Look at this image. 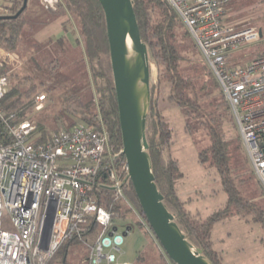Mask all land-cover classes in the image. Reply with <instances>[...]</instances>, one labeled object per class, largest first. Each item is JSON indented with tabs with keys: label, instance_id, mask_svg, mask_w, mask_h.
<instances>
[{
	"label": "built area",
	"instance_id": "built-area-1",
	"mask_svg": "<svg viewBox=\"0 0 264 264\" xmlns=\"http://www.w3.org/2000/svg\"><path fill=\"white\" fill-rule=\"evenodd\" d=\"M39 2L55 9L58 0ZM166 2L216 79L250 168L264 190V54L243 65L228 62L241 41L262 39L263 29L260 35L257 28L235 31L223 26L229 0ZM18 64L15 51L0 49V264H47L62 241L73 239L85 247L86 264H131L122 259L121 248L130 217L105 209L97 198V192L109 190L113 201L132 212L133 222L152 233L126 196L127 165L116 162L122 148L108 149L98 115L93 123H77L35 142L33 121L17 120L15 112L6 113L1 106L9 70ZM45 97L36 95V109ZM91 222L98 226L94 234Z\"/></svg>",
	"mask_w": 264,
	"mask_h": 264
},
{
	"label": "trees",
	"instance_id": "trees-1",
	"mask_svg": "<svg viewBox=\"0 0 264 264\" xmlns=\"http://www.w3.org/2000/svg\"><path fill=\"white\" fill-rule=\"evenodd\" d=\"M8 1L9 4H2L3 8L7 10L5 16L15 14L21 7L23 0ZM131 1L141 40L147 47L150 62H153L157 68L158 87L160 88L164 84L168 88L167 95L163 96L162 99L179 108L188 117L195 119L193 126L186 124L185 131L191 133L193 130L200 128L204 131L208 142L198 153L197 162L209 174L212 173L216 176L220 190L227 194V201L221 208L203 217L198 212H192L189 208L191 197L183 199L178 196L177 186L182 176V171L175 157L170 154H167L166 157L164 156V150L168 149L173 143L171 129L162 118L157 105L153 106L151 100L150 110L146 119L145 134L155 183L163 195V202L174 215L175 221L187 239L195 247L200 248L212 264H223L219 253L212 248L210 237L213 224L229 215L240 214L243 217L250 216L245 221L252 220L259 223L264 230V210L252 202L250 198L242 197L237 189L239 183L244 182V179L241 178V173L238 172L241 168L234 164V158L241 153L243 148L239 135L236 133L237 135L228 136L226 125L230 124L234 128L236 127L229 115L228 106L222 91L211 71L202 60L187 30L166 0ZM25 10L26 7L16 18L0 17V45L6 50L14 51L16 49L17 43L21 38V30L27 21L23 17ZM47 10L53 11L55 14H66V12H69L76 17L79 23V34L76 41L81 42L83 45L84 54L90 67L92 86L94 92L97 93L96 95L93 94L90 99H83L76 93L65 94L62 101L67 106L63 108V111L73 116L75 121L73 120L69 127L64 129H68L77 123H93L95 116L98 115L101 120V126L107 133L108 149L113 151L120 150L122 148L121 136L109 62L105 19L98 0H58L55 9ZM179 37L183 40L182 42L179 41ZM63 40V37L56 39L57 42H62ZM183 43L185 45H182ZM188 47H193L197 50L202 66L185 68L182 65V62L186 59L182 51L188 49ZM263 54L264 50L253 58ZM104 57L107 62H104ZM228 62L244 64V61L241 62L232 55L229 56ZM204 76L207 79H204ZM29 80L30 77L25 76L19 83ZM9 84L10 79L4 97L1 100L3 110L6 113L15 112L17 120L24 118L31 120L28 117V111L32 104L30 96L35 92L36 84L30 82L23 91L17 85ZM153 87L152 85L150 86L151 98ZM37 125L35 142L45 140L52 132L62 129L58 128L49 131L41 123H37ZM118 161L122 163L125 161L123 155L119 156L116 162ZM125 192L130 202L142 214L130 182L126 184ZM97 198L98 204L105 209L120 213L125 212L118 202L113 201L109 190L104 189L97 192ZM127 223L139 224L130 221H127ZM97 227L96 224L91 222L92 234L97 231ZM145 233L159 248L160 262L162 264H174L159 246L153 232L150 234ZM91 237L88 236V238ZM77 243L81 244L77 239L62 241L52 258L59 256L62 263L66 264L68 245Z\"/></svg>",
	"mask_w": 264,
	"mask_h": 264
},
{
	"label": "rangeland",
	"instance_id": "rangeland-1",
	"mask_svg": "<svg viewBox=\"0 0 264 264\" xmlns=\"http://www.w3.org/2000/svg\"><path fill=\"white\" fill-rule=\"evenodd\" d=\"M2 4H9V1L0 0V17L7 14ZM23 17L27 21L14 50L19 56V64L9 70L10 84L17 85L22 91L30 82L36 84L35 92L30 96L32 104L28 111V117L35 125L41 123L49 131L67 128L75 119L63 111V108L67 106L62 101L65 94L76 93L83 99H90L93 94H97L92 86L90 67L83 45L76 41L79 23L69 12L55 14L47 10L39 0H27ZM55 19H60L64 23L67 29L65 32L71 34L73 41L69 43L64 39L62 42H57L56 38L49 39L38 34L47 23ZM222 25L235 31L247 28H260L264 31V0H229L222 17ZM178 39L183 41L181 37ZM0 49L5 48L0 45ZM263 50L264 37L258 41H241L238 48L230 54L245 63L247 59H252ZM182 54L186 58L182 62L185 68L202 66L195 48L188 47L182 51ZM103 59L107 62L105 57ZM150 73V86H154L151 98L153 106L157 105L162 118L171 129L173 143L169 150H164V156L166 157L169 153L178 159L179 168L182 171V183L188 188L200 189L197 193L195 190V194L192 195V205L198 209L201 216H207L221 208L227 201V194L220 190L216 176L209 174L197 162L198 153L208 142L207 137L201 128L191 133L185 131L186 124L193 126L195 119L188 117L179 108L162 99L167 95L168 88L164 84L160 86L161 89L158 87L157 68L153 62H150ZM25 76H29L30 80L19 83ZM203 78L207 79L206 76ZM41 93H44L46 97L42 107L36 109L35 97ZM226 128H228V136L237 135V129L233 125L228 124ZM234 164L241 168L238 172L244 179V182H240L237 186L239 194L244 198H250L264 210V190L252 172L243 148L234 158ZM129 213L132 212L126 211L121 215L130 217L127 221L133 222L135 218ZM246 218L250 216L232 214L213 224L210 237L212 248L220 253L223 264H264V230L259 223L252 220L245 221ZM123 221L118 222L120 230H122ZM129 225L131 228L121 246L122 259L131 264H162L159 259V248L144 229L136 223H129ZM6 227H9L8 223ZM67 248L66 264H86L85 247L77 243L70 244ZM48 264L63 263L58 256L52 258Z\"/></svg>",
	"mask_w": 264,
	"mask_h": 264
},
{
	"label": "water",
	"instance_id": "water-1",
	"mask_svg": "<svg viewBox=\"0 0 264 264\" xmlns=\"http://www.w3.org/2000/svg\"><path fill=\"white\" fill-rule=\"evenodd\" d=\"M105 19L109 60L116 97L122 155L129 181L145 220L159 246L174 264H212L186 237L174 215L163 202L152 172L145 128L150 110V60L141 40L131 0H98ZM27 6V0L13 15L16 18ZM261 35V29L259 28ZM130 40L133 59L127 56ZM51 221L47 232L51 229ZM131 226L126 227V231ZM115 229V228H113ZM126 231L123 235H126Z\"/></svg>",
	"mask_w": 264,
	"mask_h": 264
},
{
	"label": "crops",
	"instance_id": "crops-1",
	"mask_svg": "<svg viewBox=\"0 0 264 264\" xmlns=\"http://www.w3.org/2000/svg\"><path fill=\"white\" fill-rule=\"evenodd\" d=\"M69 20V18L67 19ZM66 27H64V23H62V21L60 19H55L53 20L51 23H47L43 29H41L39 31V35H42L44 37H48L49 39L52 38H59V37H63L65 40H67L69 43L71 41H73V37L71 36V34L69 33H66ZM68 32V31H67ZM77 38H78V35H77ZM169 150V149H168ZM169 154V153H168ZM171 155V154H170ZM172 156V155H171ZM174 157V156H173ZM176 158V157H175ZM177 159V158H176ZM178 160V159H177ZM179 163V161H178ZM177 190H178V196L185 199V198H188V197H191V201H190V205H189V208L192 210V212H198V209L195 208L193 205H192V201H193V194H195V190H196V193L198 191H200V189H194V188H188V186L184 183H182V176L179 180V183H178V186H177ZM200 214V213H199ZM201 215V214H200ZM127 223V221H126ZM127 226H130L128 223H127ZM126 226V227H127ZM131 228V227H130ZM127 235V234H126ZM218 252V251H217ZM219 253V252H218ZM220 255V253H219ZM220 259H221V256H220ZM222 261V260H221Z\"/></svg>",
	"mask_w": 264,
	"mask_h": 264
},
{
	"label": "bare ground",
	"instance_id": "bare-ground-1",
	"mask_svg": "<svg viewBox=\"0 0 264 264\" xmlns=\"http://www.w3.org/2000/svg\"><path fill=\"white\" fill-rule=\"evenodd\" d=\"M127 46H128V48H127V56H128L129 59H133L134 53L131 50V43H130L129 39L127 40Z\"/></svg>",
	"mask_w": 264,
	"mask_h": 264
}]
</instances>
